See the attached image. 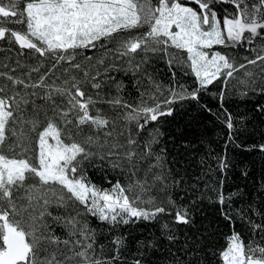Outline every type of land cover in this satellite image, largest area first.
I'll use <instances>...</instances> for the list:
<instances>
[{
    "label": "snow or ice",
    "instance_id": "obj_1",
    "mask_svg": "<svg viewBox=\"0 0 264 264\" xmlns=\"http://www.w3.org/2000/svg\"><path fill=\"white\" fill-rule=\"evenodd\" d=\"M215 2L0 0V264H154L161 247L171 257L164 264H264V212L249 205L233 214L240 193L226 192L221 180L215 202L229 231L189 235L200 197L172 195L182 181L166 168L165 149L157 151L159 125L174 105L199 103L210 86L227 87L241 70L247 95L256 91L247 66L264 74V0H219L232 6L222 15ZM244 46L256 54L240 64L218 50ZM109 55L127 68L105 66ZM161 60L168 86L155 75ZM177 69L196 86L178 83ZM113 70L131 73L136 102L125 98ZM213 95L222 108L225 90ZM223 115L231 140L233 117ZM230 167L217 157L221 174ZM90 168L107 187L93 182ZM90 220L104 226L103 240ZM137 225L158 232L141 237Z\"/></svg>",
    "mask_w": 264,
    "mask_h": 264
},
{
    "label": "trees",
    "instance_id": "obj_2",
    "mask_svg": "<svg viewBox=\"0 0 264 264\" xmlns=\"http://www.w3.org/2000/svg\"><path fill=\"white\" fill-rule=\"evenodd\" d=\"M212 7L218 15L225 14V10L232 8L230 4L221 3L219 0H216ZM250 47L252 46L218 50L227 51L230 56L235 57L236 63L240 64L246 63L245 58L255 56V52L246 50ZM100 55L96 53V56ZM12 56L13 59L16 58L14 53ZM113 63L127 68L125 61L115 60L109 55L105 60V66ZM154 68L159 82L165 86L172 83L171 73L164 61H157ZM176 71L178 83L183 84L189 90L196 86L190 75L186 76L178 69ZM247 71L253 73L255 77L256 83L250 87L256 88V91L248 90L247 95H241L246 89L238 83V80L247 79L244 76V70H241L236 74V79L232 80L227 87L220 82L210 86L208 92L201 94L199 103L183 101L174 105L173 117L166 118L167 122L162 121L159 125L163 136L160 138L161 143L157 146V151L160 148L165 149L166 168L171 171L174 178L182 181L180 185L171 189L172 195L185 197V199L200 197L199 207L195 214L196 227L189 230V235H195L197 229L203 231L204 228H215L222 233L229 231L220 216V206L215 202L214 189L219 187L221 180L225 181L226 192L240 193L239 196L233 198L231 205L233 214L238 211L247 212L249 205L255 211L264 212V151L260 150V146L264 145V111L260 110V106L264 105V93L259 91V86L264 84V74L261 73V68L249 69L247 66ZM109 75L123 81L126 86L125 98L129 102H136L135 81L131 73L113 70L109 72ZM221 89H224L227 95L222 108L213 95L218 94ZM203 105L211 108V112L205 111ZM225 109L233 117L234 129L231 132V140H229V130L224 123ZM237 145L243 147H237ZM221 155L226 156L231 163V167L224 174L217 170V157ZM88 172L94 183L103 187L108 186L100 170L90 168ZM244 172H247L246 176L243 175ZM110 178L115 182V179L119 177L115 173H110ZM248 214L253 215L257 221L261 219L255 216L254 212H248ZM90 223L93 228H97V235L103 240L100 233L107 234L104 226L97 227L98 222L95 220H90ZM237 230H243L239 220ZM149 231L158 232V229H146L141 225L133 229L134 234L141 237L147 235ZM217 239L222 242V237H217ZM183 241L184 236L180 235V242ZM163 244L168 246L166 240ZM179 246V244L176 245V247ZM175 250V247L171 248L173 253ZM107 251L105 248V252ZM166 258H171L167 247H161L157 256L151 259L154 264H157V261L159 264H164Z\"/></svg>",
    "mask_w": 264,
    "mask_h": 264
},
{
    "label": "rangeland",
    "instance_id": "obj_3",
    "mask_svg": "<svg viewBox=\"0 0 264 264\" xmlns=\"http://www.w3.org/2000/svg\"><path fill=\"white\" fill-rule=\"evenodd\" d=\"M229 11H231V9H229V10H225V14H226L227 12H229ZM252 67H255L256 69H257V68H261L260 65H248V68H249V69H251Z\"/></svg>",
    "mask_w": 264,
    "mask_h": 264
}]
</instances>
